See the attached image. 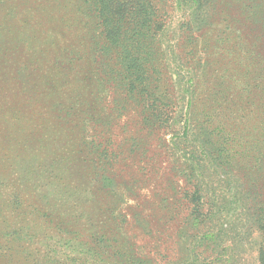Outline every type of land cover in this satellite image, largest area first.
<instances>
[{"label":"rangeland","instance_id":"1","mask_svg":"<svg viewBox=\"0 0 264 264\" xmlns=\"http://www.w3.org/2000/svg\"><path fill=\"white\" fill-rule=\"evenodd\" d=\"M3 1L0 18L8 22L0 20V226L13 225L17 209L10 205L12 197L18 184L28 181L26 193L40 214L46 212L54 221L42 224L46 241L50 246L56 241L58 252L65 251L71 245L66 241L85 222L74 186L104 163L98 173L124 199L116 214H122L118 219L128 240L159 264H176L189 253L192 239V230L183 224L189 205L184 191L189 183L183 178L188 151L176 146L177 122L160 127L151 113L126 101L119 88L98 84L90 59L100 38L89 31L95 27L89 19L73 20L68 9L73 0ZM179 2L166 1L168 34L183 35L181 23L189 19L191 35L217 37L214 56L225 65L198 81L194 120L188 122L199 135L226 137L231 150L227 180L222 186L211 181V192L205 194L214 200L219 219L211 225L219 244L214 260L257 264L264 162H254V155L239 146L259 136L256 132L264 133V0H200L193 15V7L181 10ZM67 60L70 66L64 64ZM222 70L230 73L224 86L219 82ZM113 99H120L123 108L109 118ZM27 101L36 103L37 114L32 123L21 124L15 108ZM91 139L101 141L100 150L107 149L101 161L91 154L97 148H91ZM134 142L138 146L130 150ZM113 151L119 152L118 161H112ZM65 220L69 222L62 224ZM4 237L0 234V245Z\"/></svg>","mask_w":264,"mask_h":264},{"label":"trees","instance_id":"2","mask_svg":"<svg viewBox=\"0 0 264 264\" xmlns=\"http://www.w3.org/2000/svg\"><path fill=\"white\" fill-rule=\"evenodd\" d=\"M73 1L75 3L72 2V7L68 8L73 12V20L82 23L89 19L95 23L93 31H89L100 38L95 42L93 58L90 59L96 68L98 84L119 88L126 101L135 102L142 113H151L160 127L177 122L175 131L179 135H176V146H183L184 152L188 151L183 178L189 183L184 190L189 205L183 224L192 230V239L189 253L182 255L176 264H217L214 255L219 244L211 236V225H216L219 219L213 211L214 200L205 196L211 192V181L216 180V186H222L227 180L229 167H232L229 162L231 150L226 148L229 147L226 137L223 141L212 133L199 135L200 131L188 123L192 120V107L199 94L198 81L210 77L222 66L225 68L223 63L218 65L217 56H214L219 50L217 37L191 35L189 19L181 23L180 33L183 35H169L166 23L171 20V11L166 7L167 0ZM178 2L181 10L194 8L190 15L201 4L200 0ZM181 3H184L182 7ZM0 20L8 22L4 18ZM90 32H85V35H91ZM69 63L72 62L64 61L67 66ZM221 72L219 82L224 86L230 73ZM113 104L106 112L109 118L110 114L123 108L120 99H113ZM15 109L17 121L21 124L32 123L37 114L36 103L31 101L19 103ZM256 136L239 148L251 152L254 162L261 164L264 162V133L258 131ZM89 142L92 149L97 144L91 154L96 155L98 161L107 156L106 148L99 149L101 141L91 139ZM137 146L134 142L130 150ZM111 155L112 161L119 160V152L113 151ZM103 165L93 166L91 175L82 176L74 186L81 197L80 217L85 222L79 231L73 233L74 237L66 241L65 244L71 245L62 252H58L61 244L55 241L50 246L46 241L48 236L42 224L54 221L46 212L41 215L32 196L26 193L30 182L18 184L10 203L17 209L15 221L13 225L0 226V234L3 237L7 235L4 245H0V264H7V261L15 264H159L145 253L142 246L128 240L118 219L122 214H116L119 203L124 199L113 190L110 181L98 173ZM66 204L70 206L68 201ZM215 210L221 211L216 204ZM105 213L109 214L108 217ZM256 220V228L261 234L256 261L264 264V211L257 215ZM65 221L62 224L69 222ZM8 228L9 231H5Z\"/></svg>","mask_w":264,"mask_h":264}]
</instances>
